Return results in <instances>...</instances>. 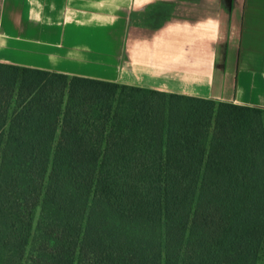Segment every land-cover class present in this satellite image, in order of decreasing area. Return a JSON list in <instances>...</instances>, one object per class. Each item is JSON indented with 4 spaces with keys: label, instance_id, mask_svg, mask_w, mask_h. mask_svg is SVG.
Instances as JSON below:
<instances>
[{
    "label": "trees",
    "instance_id": "obj_1",
    "mask_svg": "<svg viewBox=\"0 0 264 264\" xmlns=\"http://www.w3.org/2000/svg\"><path fill=\"white\" fill-rule=\"evenodd\" d=\"M0 264H264V109L0 63Z\"/></svg>",
    "mask_w": 264,
    "mask_h": 264
},
{
    "label": "crops",
    "instance_id": "obj_2",
    "mask_svg": "<svg viewBox=\"0 0 264 264\" xmlns=\"http://www.w3.org/2000/svg\"><path fill=\"white\" fill-rule=\"evenodd\" d=\"M0 63L264 109V0H0Z\"/></svg>",
    "mask_w": 264,
    "mask_h": 264
}]
</instances>
